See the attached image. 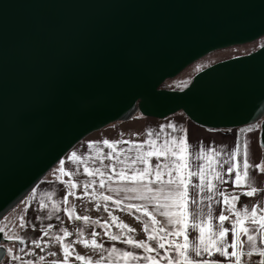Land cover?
<instances>
[{"label": "water", "instance_id": "1", "mask_svg": "<svg viewBox=\"0 0 264 264\" xmlns=\"http://www.w3.org/2000/svg\"><path fill=\"white\" fill-rule=\"evenodd\" d=\"M263 36L264 0H0V221L86 137L138 112L261 122L264 143V45L163 87Z\"/></svg>", "mask_w": 264, "mask_h": 264}, {"label": "snow or ice", "instance_id": "2", "mask_svg": "<svg viewBox=\"0 0 264 264\" xmlns=\"http://www.w3.org/2000/svg\"><path fill=\"white\" fill-rule=\"evenodd\" d=\"M166 129H171L173 133L183 131V135H172L166 132ZM252 130L251 127L241 128L237 134L236 147L230 152H225L223 148L217 151L211 146L205 148L203 143H201L198 151L192 152V146L187 142V130L178 129L172 123L161 125L159 131L155 133L148 130L147 138L140 142L109 141L105 139L102 143L109 151L104 153L103 149H100L101 155L98 157L78 156L77 152L73 151L67 157V160L73 163H83L85 174L90 177H100V188L107 187L109 191L118 195L123 193V196L113 199L111 195L99 194L105 202L104 211L108 212V219H105L103 223L100 220H92L87 215L74 216L75 220L83 221L93 228L90 233V240L84 239V229L78 228L77 235L79 238L67 242V238L74 235L73 232L67 228H61V234L53 233L51 230L54 226L48 224L46 229H41L43 235L33 239L31 245L35 249L44 252L52 243L58 244L63 259L52 260L50 264H69V257L71 256H74L76 261H87V264H100L101 261H106V264H140L141 261L144 264H162V262H166V264H224V260H231L232 258H234L235 264H242V259L245 256L251 258L254 255L260 257L257 264H264V247L258 246V243L264 245V239L258 240V235L264 231V208L260 205L249 206L247 204L237 208L236 203L240 200V195L228 193L227 190L221 191L213 183V180H215L219 184H226L229 182L226 179L228 177L232 178L234 188L246 187L250 189L242 192L241 195L253 197L260 192V189L254 186L255 181L252 171L258 169L261 173H264V161L257 164L250 163V141L247 138L243 141L242 167L241 163L236 160L241 149L240 134H246ZM161 133L164 134L162 141ZM93 143L97 142H90L89 149L92 148ZM121 144H127L131 147L127 149L119 148L118 145ZM260 147L264 149V143H261ZM133 148L136 151L135 156L127 155ZM207 154H211V158L206 164L205 157ZM150 157H155L157 162L151 164ZM162 157L163 159H161ZM106 159L113 161V163L105 165L104 160ZM213 159L214 164L212 163ZM89 160H99L100 167L90 169L88 167ZM193 161L199 163L194 165ZM60 165L59 171L70 178L67 182L61 181L68 188V191L60 203L65 205L63 211L68 215L69 220H72L73 213L66 206L68 196H75L76 193L73 190L80 185L71 179L77 173L67 171L64 167V160L60 161ZM118 165L120 166L119 169L117 168ZM225 165H227L226 169ZM206 171L209 173L208 175H206ZM233 173H235L234 177ZM192 177H197L200 183H192ZM113 182L117 184V187H112ZM96 183V179H92L90 182L83 184L84 197L90 195V188L95 191L93 186ZM205 183L208 191L212 192L215 189L216 194L223 198V204L227 206L226 210L229 214L225 215V209H221L219 216L215 217L218 223H212V207L210 204L206 216L203 210L190 212L188 209L189 203L197 204V200L189 196V188H197L203 191ZM33 192H35V189H33ZM52 195L55 194H50V199ZM207 198L212 199L211 196ZM133 200L141 203H125V201ZM108 202H112L116 208H120L122 211L131 213V210L135 209L136 212L147 217L148 220L143 224L147 239L136 240L129 235V233H134L136 230L127 223L119 221V218L109 211ZM217 203H221V201H217ZM40 204L43 211L47 204L43 200ZM53 207L56 211H60L55 202H53ZM96 207L99 210L101 205L97 204ZM197 207L199 206L197 205ZM157 216L163 219H157ZM233 216L234 219H232ZM37 218L43 219V217ZM46 218L51 219L52 217L48 215ZM136 219L140 220V216H137ZM225 221H229L231 227H225ZM94 225L104 229V235L109 240L113 242L120 241L132 250L120 249L114 244L110 248H105L104 244L99 243L96 239L100 233L95 231ZM113 225L120 229L119 234L111 231ZM20 227H26L23 218H21ZM32 227L35 228V225H32ZM189 227L194 231L198 229L199 234L195 240L189 239L187 233ZM229 232L232 234L231 243L227 241ZM0 233H4L3 237L0 238L14 243L18 242L21 245L25 244L24 237L8 235L5 233L4 228H0ZM181 236L183 242H177L175 238ZM45 237L48 239H45ZM241 237H245L246 240L241 239ZM77 243H81L85 248H91L93 251L100 250L107 253V256L101 255L100 260L97 261H93L90 256L86 258L84 255L76 253L74 245ZM0 248H3V245H0ZM229 248L232 249L231 252L228 251ZM134 250H141V252ZM160 250H164L163 255H161ZM6 254L11 261H19V264H37L32 259H24L25 256L35 255L31 248L26 250L25 247H21L16 252L13 247H8ZM205 254L208 257L207 259L204 258ZM215 254H218L221 259H211ZM47 255L56 257L58 253L49 251ZM44 260L45 256H39V261Z\"/></svg>", "mask_w": 264, "mask_h": 264}, {"label": "crops", "instance_id": "3", "mask_svg": "<svg viewBox=\"0 0 264 264\" xmlns=\"http://www.w3.org/2000/svg\"><path fill=\"white\" fill-rule=\"evenodd\" d=\"M124 123H127L125 125L126 127H121V125H114V127L106 126L105 128L96 131L92 134H90L88 137H86L83 141H81L78 145H76L69 153L66 155L64 159H66L69 154L73 151L77 152L78 156H91V157H98L101 155L100 149H103L104 153H107L109 149L103 145V141L105 139L109 141H117V140H127V141H134V142H140L147 138V132L148 130H152L154 133L159 131L161 125H167L169 123H172L177 126L178 129H186L187 130V142L192 146L191 151L196 152L199 150V147L201 143L205 146V148L211 146L212 148L219 151L221 148L224 149L225 152H230L233 148L236 147L237 142V134L239 130L243 127L239 128H209L202 126L193 120H191L183 111H179L175 114H172L166 118H155V117H148L141 114L140 117H138V114H136L133 118H131L128 121H124ZM258 125L252 126L253 129L251 132H248L246 134L241 133L240 134V144L241 149L240 153L237 156L236 160L241 163L242 167V160H243V141L245 138H247L250 141L249 145V160L252 164L261 163L264 161V149L260 147L261 144V122L257 123ZM250 128V127H249ZM114 132H122L120 134H115ZM166 132L171 133L172 135H183V131H177L172 132L171 129H166ZM164 138V134L161 133V141ZM90 142H97L92 144V148L89 149L88 145ZM119 148H129L130 145L127 144H121L118 145ZM147 148V146H145ZM136 151L133 148V150L127 155L135 156ZM211 158V154H207L205 157V162L209 161ZM163 159V157L161 158ZM113 163V161L104 160V164H110ZM194 165L198 164L199 162L193 161ZM212 163L214 164V159L212 160ZM235 163V161H234ZM65 169L67 171L76 172L77 174L72 177L71 179L75 182H77L80 186L76 189V192L78 195L72 200L70 196H68V204L66 205L69 210L70 208H74V214H78V212H82L83 209L81 207H86L89 205V216L92 218V220H98L95 217H99L102 215H108V212H105L102 206L97 209V204L105 203L102 199V197L99 195L100 193H104L105 195H111L113 196V199L120 198L123 196V193L117 194L114 192H111L105 188H100L99 186V176L96 177H90L87 174L84 173V164L83 163H73L72 161H69L66 159ZM88 167L90 169L100 167L99 160H89L88 161ZM119 165L117 168L119 169ZM227 168V165H225V169ZM206 171V175H208ZM235 173H233L234 177ZM252 176L255 181L254 186L260 189V192L253 197H247L245 195H241L242 192L250 190L246 187H233L232 184V178L226 177V179L229 180L226 184H219L218 181L213 180V183L216 184V186L221 190H227L228 193H233L240 195V200L236 203V207L240 208L242 205H260L262 208H264V173H261L258 169L252 171ZM69 177L66 175H63L59 169L56 172L54 176L51 177H45L34 189L35 192H31L26 198V206H25V212H24V222L26 223L25 230L26 231H36L38 233H42L41 229L47 228L48 224H52L54 227L51 230L53 233L61 234L60 229L61 228H67L69 231L73 232V227L75 226L74 221L69 220L68 215L63 211L65 205L60 203V201L63 199V197L67 194L68 188H66L65 184L61 183V181H69ZM92 179H96L97 183L94 185L95 191H93L91 188L89 189V192L95 193L97 196V199L99 202L94 206L93 209V202H85L87 200L86 197L83 196V184L86 182H90ZM192 183L198 184L200 183L199 179L197 177H192ZM112 187H117V184L115 182L112 183ZM55 194L50 197V194ZM189 196L194 197L197 200V204H188L189 211H200L203 210V213L205 216L208 213V205L210 204L212 207V223H218V221L215 220V217H218L221 209H225L224 214L228 215L227 206L223 204L222 200L223 198L216 194L215 189H213L212 192L208 191L207 185L205 183V186L203 188V191L197 188H189ZM211 196L212 199L209 200L207 197ZM80 197V198H78ZM44 201L47 204V207L42 211L41 210V201ZM85 200V201H84ZM217 201H221V203H217ZM53 202L56 203V206L60 208V211H56L53 207ZM125 203H141L140 201H125ZM197 205L199 207H197ZM108 207L112 210V214L115 216L121 217L122 220H125L124 223H127L131 228H133L134 225H137V228L140 230V235L142 238L134 237L136 240H146L147 234L143 232V229L140 226L141 222H145L148 220L147 217H144L142 213H138L135 211V209L131 210V213L127 211H122L120 208H116L115 205L112 202H108ZM123 207V206H122ZM151 207V206H150ZM101 210V212H100ZM71 211V210H70ZM48 215H51V219H47L46 217ZM140 216V220H137L136 217ZM37 217H43V219H38ZM59 217V219H57ZM125 217V218H124ZM235 217L233 216L232 219ZM119 219V221H121ZM157 219H163L159 216H157ZM118 221V222H119ZM191 222V217H190ZM90 223V222H89ZM103 223V222H101ZM207 223V221H206ZM225 227H231V224L229 221H225ZM32 225H35V228L32 227ZM88 227V235L85 236L84 239L90 238V233L93 230L92 227L84 226V229ZM95 228V231L100 233V235L96 238L99 243H103L105 248H110L113 246V244L120 249L125 250H132L128 245L122 244L120 241H111L108 237L103 236V230L98 225L93 226ZM187 233L189 235L190 240H195L198 236V229L193 230L191 227L187 229ZM40 234V235H41ZM144 234H146L144 236ZM24 239H27V237H24ZM30 239V238H28ZM177 242L182 243L183 237H176L175 238ZM241 239H245V237H241ZM262 239L261 234L258 235V240ZM72 240H76L74 236L68 237L67 242H70ZM227 241L231 243L232 241V234L231 232L227 235ZM155 243V242H152ZM167 246V245H166ZM259 247H264V245H261L258 243ZM137 252H141V250H134ZM164 250H160L161 255H163ZM229 252L232 251L231 248L228 249ZM247 251V249H245ZM78 253V252H76ZM80 255H84L87 257H92L93 261L100 260L101 255L107 256V253L101 252L100 250L93 251L91 248H85L83 251H80L78 253ZM59 256L56 257V259L53 260H62L63 254L60 252L58 254ZM174 255V254H173ZM194 255V254H193ZM204 258H208L205 254ZM200 259V258H196ZM211 259L219 260L221 259L218 254H215ZM260 260L259 256H252L251 258H248L245 256L242 259V264H257V262ZM50 263V262H49ZM69 264H87V261L80 262L76 261L74 256L69 257ZM100 264H106V261H101ZM140 264H144L143 261L140 262ZM162 264H166V262H162ZM224 264H235L234 258L231 260H224Z\"/></svg>", "mask_w": 264, "mask_h": 264}, {"label": "rangeland", "instance_id": "4", "mask_svg": "<svg viewBox=\"0 0 264 264\" xmlns=\"http://www.w3.org/2000/svg\"><path fill=\"white\" fill-rule=\"evenodd\" d=\"M262 45H264V36L261 37L260 39L248 43V44H244V45H238V46H233V47H229V48H225V49H221V50H217L214 51L210 54H208L207 56H205L204 58L200 59L199 61L193 63L191 66H189L186 70H184L180 75H178L177 77L167 81L164 83L163 87L164 88H168V89H182L184 87H186L191 80L193 79L194 75L197 74L199 71L203 70L204 68L217 63L221 60H225V59H229L235 56H239V55H243V54H248L256 49H258L259 47H261ZM141 114H138V117H140ZM114 125H121V127H126L125 125H127V123H124V121L122 122H115L110 124V127H114ZM109 126V125H108ZM239 128V127H237ZM115 134H120L122 132H114ZM72 153V152H71ZM70 153V154H71ZM69 154V155H70ZM67 159V158H66ZM66 159H64V161L66 162ZM157 161L155 159V157H150V163L151 164H155ZM61 165L60 163L53 169L51 170L48 175L46 177H51L54 176L56 174V172L58 171V169H60ZM141 167H143L141 165ZM76 195H78V193L76 192V189L73 190ZM90 195L87 198V200L85 202H93V209L94 206L97 204L98 199L97 196L95 195V193H91L89 192ZM75 196H70V198L72 200H74ZM26 201L27 198H25L19 205H17L10 213H8L1 221H0V228H4L5 233H7L8 235H19L22 237H27V239H25V244L21 245L18 242H13V241H9L7 243H3V246L7 249L8 247H13L14 251L18 252V249L21 247H25V249L27 250L28 248H31L34 252L35 255H28L25 256L24 259H32L34 261L37 262V264H50L49 262H51L53 259H56V257H50L47 255V253L49 251H54L57 252L58 254L61 252L60 246L56 243H52L50 245L49 248L45 249L44 252H41L39 249H35L34 246L31 245V241L33 239H37L40 236H42L41 233H38L36 231H26L25 228H21L20 227V223H21V218H23L24 221V212H25V206H26ZM99 205L102 206V208L100 209H104V203H100ZM83 209L82 212H78L77 215L80 216H89V205H87V208L85 207H81ZM109 208V211L112 212V210ZM70 210L72 211V213L74 214V208H70ZM101 212V210H100ZM113 213V212H112ZM114 215V214H113ZM90 217V216H89ZM119 219H121V217L117 216ZM98 220H100L101 222H103L105 219H108V215H102L99 217H95ZM125 218V217H124ZM74 224L75 226L72 228L73 229V233H74V237L75 239H78V235H77V230L78 228H83L84 226H88V224H86L83 221H77L73 218ZM121 221H125L122 220ZM143 224L144 222L140 223L141 228L143 229ZM133 229H135L136 231L134 233H129V235L133 236V237H139L142 238L140 235V230L137 228V225L133 226ZM103 230V236L104 235V229ZM111 231L119 234L120 233V229L117 228L115 225L112 226ZM88 227H86L84 229V237L88 235ZM144 232V230H143ZM41 234V235H40ZM146 234H144L145 236ZM107 237V236H106ZM30 238V239H28ZM45 239H48L47 237H45ZM88 239L90 240L91 237ZM154 244V243H153ZM75 251L80 253V251L84 250V246L81 243H77L74 245ZM23 255V254H21ZM45 256V260L44 261H39V256ZM0 264H19V261H11L9 256L6 254V257L4 258V260L0 263Z\"/></svg>", "mask_w": 264, "mask_h": 264}, {"label": "trees", "instance_id": "5", "mask_svg": "<svg viewBox=\"0 0 264 264\" xmlns=\"http://www.w3.org/2000/svg\"><path fill=\"white\" fill-rule=\"evenodd\" d=\"M169 80H171V79H169ZM169 80H167V81H169ZM137 114H141V113L138 112ZM256 125H258V124L254 123V124H251V125L243 126V128H249V127L256 126Z\"/></svg>", "mask_w": 264, "mask_h": 264}, {"label": "built area", "instance_id": "6", "mask_svg": "<svg viewBox=\"0 0 264 264\" xmlns=\"http://www.w3.org/2000/svg\"><path fill=\"white\" fill-rule=\"evenodd\" d=\"M261 237H262V239H264V231H262Z\"/></svg>", "mask_w": 264, "mask_h": 264}]
</instances>
